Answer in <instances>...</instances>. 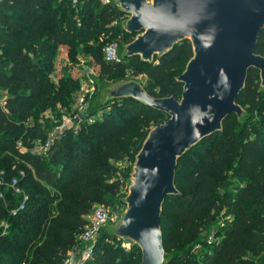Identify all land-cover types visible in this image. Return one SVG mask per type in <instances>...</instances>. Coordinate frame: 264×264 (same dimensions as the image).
I'll return each mask as SVG.
<instances>
[{
    "label": "trees",
    "instance_id": "1",
    "mask_svg": "<svg viewBox=\"0 0 264 264\" xmlns=\"http://www.w3.org/2000/svg\"><path fill=\"white\" fill-rule=\"evenodd\" d=\"M124 18L112 3L99 0L75 5L71 0L0 1V88L7 91L0 101V222L8 223L7 233L0 232V264H62L93 208L114 206L122 185L112 179L110 161L133 159L146 138V118L165 116L131 99L114 100L105 106L102 120L81 125L77 132L64 131L45 154L33 152L35 142L44 143L76 102L80 76L72 73L78 70V57L100 78L109 80L127 69L150 77L144 85L150 96L180 98L182 85L170 79L169 71L181 54L192 57L189 42L177 44L157 63L138 57L122 58L123 63L104 60L106 45H125L135 36L121 30ZM254 53L264 56V28ZM153 83L163 87L162 95L153 92ZM236 102L261 116L250 126L255 138L243 142L237 136L249 113L241 123L229 115L221 132L178 160L175 186L180 194L165 199L160 222L168 264H264V91L256 70L248 71ZM101 107L96 103L92 108ZM236 145L240 148L234 150ZM12 179L28 196L25 209L15 216L9 212L20 197L8 186ZM220 206L232 211L233 220L212 232ZM209 236L215 239L211 244ZM140 260L137 246L125 249L121 240L104 233L86 264Z\"/></svg>",
    "mask_w": 264,
    "mask_h": 264
},
{
    "label": "water",
    "instance_id": "2",
    "mask_svg": "<svg viewBox=\"0 0 264 264\" xmlns=\"http://www.w3.org/2000/svg\"><path fill=\"white\" fill-rule=\"evenodd\" d=\"M127 17L121 30L135 35L120 49L121 58L149 64L184 41L192 57L176 78L180 98H155L136 81H122L101 96V106L131 99L167 119L150 130L135 155L125 206L109 235L130 241L139 264H168L160 227L162 207L175 186L178 160L202 139L222 131L229 115H245L237 104L248 71L259 74L264 91V56L254 53L264 28V0H112Z\"/></svg>",
    "mask_w": 264,
    "mask_h": 264
},
{
    "label": "rangeland",
    "instance_id": "3",
    "mask_svg": "<svg viewBox=\"0 0 264 264\" xmlns=\"http://www.w3.org/2000/svg\"><path fill=\"white\" fill-rule=\"evenodd\" d=\"M120 49L121 47L123 46L122 43H120V41L116 42ZM109 45V44H108ZM106 45V46H108ZM106 46L103 48V51L104 49L106 48ZM64 56H60L58 58V70H56V73L59 72V67H61V64L63 63L64 61ZM164 58V56H163ZM162 58H155L153 60V63H157L158 61H160ZM78 60H79V64H78V67H76L78 70L77 71H73L72 75L74 78H78L79 76V82H80V89H79V92L78 94L83 96V94H85V99L87 101V105L85 106V109L82 111V116L84 117H90V116H95L96 112L97 111H102L101 113V117H98V119L102 120L104 118V112L106 113L105 109H108L107 107L105 106H102L101 108L98 109H93L92 107L96 106V103H97V106H101V96L104 94V92L110 88L111 86H113L114 84L118 83V82H122V81H136L138 83H140L143 87L144 85H146L147 83L149 84L150 82V77L146 74H139V75H134L132 71H129V70H123L121 72H119L118 74H116L115 76H113L111 79H104V78H100L98 75H97V72L95 71V69H93L92 67L89 66V62L85 60V58L83 57H78ZM190 59L187 58V56H184V54H181L179 57H178V60H177V63L173 66V68L171 69V71H169V76H170V79H173L175 80L178 76H180L183 71L185 70V67L188 63ZM124 60L122 59L120 63H123ZM52 80V79H51ZM54 81V80H53ZM153 92H155L156 94H160L162 95L161 92H164L163 90V87L162 86H158V85H155V83H153ZM7 96V91L0 88V101H4L5 98ZM78 100L79 98L76 99V102L75 104L73 105V107L71 108V114L72 112L75 113L74 109L78 108ZM112 102V101H111ZM109 102V103H111ZM131 108V115L133 114V116L135 117V110L132 109V106L130 107ZM129 108V109H130ZM243 110L245 111V115L242 117V121L243 122L246 118V116L248 115L247 119L245 121H248V124L246 125V127H244V131L243 132H237V136L241 137V141L244 142L245 139H249V140H252L255 138V133L250 130V126L252 127L251 124H256L257 121L259 119H261V116L259 115V113L256 111V110H248L247 107H243ZM108 111V110H107ZM110 111V110H109ZM77 112V111H76ZM78 113V112H77ZM69 113L67 115H63V122L61 120V123H59L57 126H55L54 128H52V130L49 131V136L47 138V140L44 142V143H40V142H35V144L33 145L32 147V151L33 152H36L38 151V149L40 147H44L47 142L50 139V136L55 132H57L56 130L62 128V127H59L62 125H64V127H71V126H75L76 124V121L74 120L73 117H71V119L67 118L69 117L68 116ZM65 118V119H64ZM97 119V118H96ZM167 117L166 116H162V115H155L153 117H149V118H146L145 121H147V127L145 129V132H146V136L148 135V133L150 132V130L152 128H154L155 126H158L160 124H162L164 121H166ZM240 122V123H241ZM84 125V124H82ZM89 125V124H87ZM91 125V124H90ZM63 127V128H64ZM81 126H78V128L76 129H73L72 131L74 132H77L78 129L80 128ZM253 128V127H252ZM72 129V128H71ZM260 131L264 132V125L262 126V129H260ZM65 134V133H64ZM259 134V132H258ZM60 135H57L54 137V139L51 141V143L49 144V146L47 147L49 149V147L52 145L53 141L57 138H59ZM20 146V145H19ZM239 147L240 148V145H236L234 146V150L235 148ZM48 149L45 151V153L48 151ZM20 150L22 152L26 151L27 149H25L24 147L21 146ZM234 152V151H233ZM43 153V154H45ZM200 153H202V151H200ZM199 153L198 152H195V154L193 156H196L198 155ZM134 159H124L123 161H120V162H113V161H110V165L114 168L115 170V173H114V176H113V180H118L119 183H121L122 187L119 191V194L115 196V203H114V206H110V207H105V206H102V205H96L93 210L95 208H104L113 218H119V216L121 215V213L124 211L125 209V206L124 204L122 203V200L124 199V197L127 195V192H128V187L130 185V174L132 173V167H133V164H134ZM233 164L232 161H229L228 163V166H231ZM126 175V177H125ZM228 176L229 178L231 177V173H228ZM233 180V179H232ZM235 182L238 184L237 181H233V184H235ZM223 191L221 190V193ZM92 210V211H93ZM92 213V212H91ZM90 215L89 214L88 216H86L85 218L87 219V221L89 220L90 218ZM213 215H214V212H213ZM233 220V215H232V211L231 210H227L226 208H222L221 209V206L219 207V210L215 213L214 215V223L213 225H211L210 227V231L212 232H217L218 231V228H221L222 226H226L227 224H229L230 222H232ZM115 222H109V224L105 227H103L101 229V231L99 232L96 240H95V243L98 241V239L104 234H109V228L115 224ZM8 225V223H7ZM2 230H5L6 233H7V229L5 228H0V232ZM209 240V238L207 239ZM215 239L212 237V242H214ZM77 245L71 250L72 251V259L73 261L75 262H78L80 261L81 259V255H82V252L87 249V247L90 246L91 243H83L80 239V236L78 237L77 241H76ZM94 243V244H95ZM211 243H208V244H211ZM133 243L130 242V241H122V247L125 248V249H129L131 247ZM198 248H201V249H206L207 248V245L203 247V245H199ZM69 254V252H68ZM91 259V258H90ZM90 259L88 261H85L84 264H86L87 262H90ZM65 260V258H64Z\"/></svg>",
    "mask_w": 264,
    "mask_h": 264
},
{
    "label": "built area",
    "instance_id": "4",
    "mask_svg": "<svg viewBox=\"0 0 264 264\" xmlns=\"http://www.w3.org/2000/svg\"><path fill=\"white\" fill-rule=\"evenodd\" d=\"M78 1L79 0H71L72 4H74V5L77 4ZM99 1L103 5L112 3V0H99ZM126 18L127 17L125 16L124 19H126ZM103 53H104V60L106 62L120 63L122 60V58L120 56V47L116 42L110 43L108 46H106ZM84 95L85 94H83V96L78 95V97H77V98H79L78 108H77V110H76V108L74 109L75 113L72 112V114H71V112H70L68 115L69 117H67L69 119H71V117L74 118V120L76 121L75 126H71V127L66 128V127H64V125L62 123V125L59 126L62 128L56 130L57 132H55L54 135L52 134L50 136L51 140H49L43 148L40 147L38 149V151H36L35 153H37V154L45 153V151L48 149L47 147L49 146L51 141L54 139V137L57 135H61L64 131L76 129V128H78V126H81L82 124H93L98 119V117H101L102 111L101 112L97 111L95 116H90V117H87V116L83 117L81 115L82 111L85 109V106L87 105V101H86ZM105 111H107V109H105ZM62 122H63V118H62ZM20 175H23V173H21ZM3 186H4V182L2 180H0V188ZM8 186L12 189L13 194L20 197V201H19L18 205L15 206L14 208H12L9 212L11 216H15L25 209V204L28 200V196L26 195V193L21 188L18 187V179H12L10 181V183L8 184ZM2 195L3 194L0 193V197H2ZM117 220H118V218H115V217L113 218L104 208H100V207L95 208L90 215V218L88 220L87 225L85 226L84 230L80 234L81 241L83 243H91L90 246L87 247V249H85L82 252L80 261H78V262L73 261L72 251H69V254L67 253L65 260H63L62 264H84L85 261H88L92 256L93 246H94L95 240H96L99 232L101 231V229L103 227L107 226L109 224V222H115ZM0 228L8 229L7 223L5 221L0 222ZM5 234H6V231L2 230L1 235H5ZM208 238H209V240H207V243H211L212 236H209Z\"/></svg>",
    "mask_w": 264,
    "mask_h": 264
}]
</instances>
